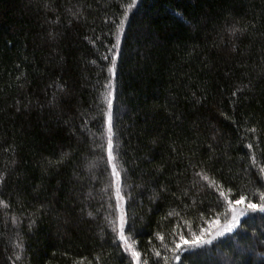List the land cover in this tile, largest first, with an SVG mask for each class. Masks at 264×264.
Returning a JSON list of instances; mask_svg holds the SVG:
<instances>
[{
	"label": "trees",
	"instance_id": "1",
	"mask_svg": "<svg viewBox=\"0 0 264 264\" xmlns=\"http://www.w3.org/2000/svg\"><path fill=\"white\" fill-rule=\"evenodd\" d=\"M241 196L264 0H0V264H264L259 209L189 243Z\"/></svg>",
	"mask_w": 264,
	"mask_h": 264
},
{
	"label": "rangeland",
	"instance_id": "2",
	"mask_svg": "<svg viewBox=\"0 0 264 264\" xmlns=\"http://www.w3.org/2000/svg\"><path fill=\"white\" fill-rule=\"evenodd\" d=\"M113 168V167H112ZM113 172V170H112ZM113 178H115V181H117L118 176L113 174ZM238 201V200H237ZM264 204V200H262L261 203H259L258 205ZM247 205L248 202H242L241 204H235V202L229 203L228 204V208H227V216L226 219L223 220H217L215 219L214 221H212V223L209 224V226L207 227V229L205 230V232L201 235L200 240L202 242H210L213 238L216 237H223L229 233H231L232 231H234L237 227H238V223L241 220V218L249 213L250 209H247ZM233 208L236 209L235 212H233ZM244 210V214L240 215V211ZM236 217V219L234 220L233 217ZM230 229V230H228ZM125 246V251L127 252H131V249L129 247V245H124Z\"/></svg>",
	"mask_w": 264,
	"mask_h": 264
},
{
	"label": "snow or ice",
	"instance_id": "3",
	"mask_svg": "<svg viewBox=\"0 0 264 264\" xmlns=\"http://www.w3.org/2000/svg\"><path fill=\"white\" fill-rule=\"evenodd\" d=\"M134 3H135V0H134ZM128 7L131 8V7H133V5H129ZM125 15H127V12H125ZM123 23L124 22L121 21V25L119 26L121 29H122ZM233 31H235V29ZM105 59H107V57H105ZM114 61H115V57H113V62ZM109 71H112V69H109ZM233 95H235V93H233ZM108 104H109V109H110L111 108V100L108 101ZM108 119H109V139H108V149H109V151H108V156H109V161H111L112 160V139H111V115L110 114H109ZM252 131H254V129H252ZM249 147H251V145H249ZM113 174L114 175H119L116 172V170H115V165H113ZM244 200H245V197L241 196L240 197V200L235 201V204H237V205L238 204H241L242 202H244ZM0 203H2V202H0ZM230 203H232V202L230 201ZM247 209H250V210H257V209H259L261 211H264V204L256 205V204H253V203H248ZM235 211H236V209L233 208V212H235ZM243 214H244V210H241L240 211V215H243ZM233 219L235 220L236 217L234 216ZM13 223H15V220L14 219H13ZM228 230H230V229H228ZM123 238H124L123 235H121V239H123ZM181 239H183V238H181ZM201 242H202L201 240H193V241H191L189 243H191V244H198V243H201ZM179 247H180V245H177V248H179ZM157 255H159V253H157ZM133 256L134 257H138L139 254L136 253V252H133Z\"/></svg>",
	"mask_w": 264,
	"mask_h": 264
}]
</instances>
